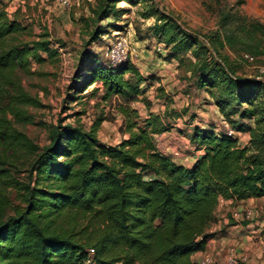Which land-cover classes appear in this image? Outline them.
I'll use <instances>...</instances> for the list:
<instances>
[{"label": "trees", "instance_id": "1", "mask_svg": "<svg viewBox=\"0 0 264 264\" xmlns=\"http://www.w3.org/2000/svg\"><path fill=\"white\" fill-rule=\"evenodd\" d=\"M119 1L100 0L96 20L116 13ZM158 19L165 20L158 27L168 48L165 60L190 51L196 86L208 93L234 132L196 125L182 131L194 150L202 151L190 166L156 147L155 136L172 125L151 112L142 118L130 105L146 100L144 87L155 76H143L130 59L112 65L86 49L65 109L101 90V100L117 99L127 136L117 144L100 142L97 132L105 118L99 115L88 127L78 119L66 122L82 110L59 118L46 144L34 143L17 125L32 123L28 108L43 104L24 88L20 75L33 73L32 62L52 60L56 44L46 30L36 39H21L26 26L10 17L0 0V264H198L192 255L205 252L217 235L211 228L219 201L264 197V80L235 74L222 53L225 45L235 44L225 21L223 32L211 34L206 45L169 16L158 12ZM238 27L247 28L242 22ZM110 30L94 26L86 45ZM243 132L250 136L240 145L236 133Z\"/></svg>", "mask_w": 264, "mask_h": 264}, {"label": "rangeland", "instance_id": "2", "mask_svg": "<svg viewBox=\"0 0 264 264\" xmlns=\"http://www.w3.org/2000/svg\"><path fill=\"white\" fill-rule=\"evenodd\" d=\"M3 1L8 15L16 17L26 26V31L20 34L21 39H36L46 30L56 44L57 54L52 60L41 64L32 62L33 73L20 75L24 88L37 96L43 107L28 108L33 115V122L17 127L39 146L47 143L49 129L59 118L82 110L83 114L68 118L66 122L78 119L80 124L88 127L96 116H103L105 119L97 132L100 142L115 144L123 139V118L117 111L118 101L115 97L103 101L100 90L92 96L69 103L70 109H65L69 100L68 86L77 70L82 51L91 50L106 60V47L119 37L127 40L129 59L139 64L143 76L152 74L157 79L156 74L164 67L161 61H166L170 66L172 74L171 81L166 83L169 85L167 92L155 81L152 86L144 87L145 101L138 100L130 104L141 117L150 112L159 114L164 123L172 125V130L168 131L170 134L155 136V143L160 150L167 154L176 151L179 155L181 151H194L193 146L182 141L184 135L181 133L191 132L193 125L204 128L213 126L215 131L234 133L208 93L196 86L192 73L194 57L190 51L181 52L179 59L165 60L168 48L158 36V27L165 20L158 19V12L169 16L183 31L205 43L215 31L223 32L221 22L225 21V30L233 31L235 44L233 47L225 45L222 53L228 56L235 74L264 80V0H122L115 5L116 13L112 12L107 18L98 20L95 12L100 0H70L68 7L60 5L58 0ZM130 1H135V4ZM240 22L246 24V30L238 27ZM250 23L258 24L260 30L252 29ZM100 25L108 26L111 30L102 35L100 40L86 45L91 30ZM157 46L162 48V54L156 51ZM244 49L252 53V60L243 58ZM209 50L212 53L210 47ZM154 57L160 62L152 66L150 61ZM126 77L133 79L130 74ZM95 85L100 83L92 84L83 93L86 94ZM171 111L182 115L170 120L166 115ZM236 136L239 137L240 145H245L250 134L243 132L236 133ZM172 154L178 161L179 156ZM247 211L250 212L248 217ZM216 218L211 230L217 235L209 242L207 253L216 259L217 264H224L230 250L236 255L239 264H264V197L249 203H222L216 210Z\"/></svg>", "mask_w": 264, "mask_h": 264}, {"label": "built area", "instance_id": "3", "mask_svg": "<svg viewBox=\"0 0 264 264\" xmlns=\"http://www.w3.org/2000/svg\"><path fill=\"white\" fill-rule=\"evenodd\" d=\"M59 4L68 7L70 5V0H58ZM162 48L157 46L156 51L162 54ZM105 56L108 62L112 65L124 62L129 59L128 56V42L125 38L119 37L112 41L105 50ZM243 57L247 60H252V57L248 54H244ZM173 154L178 156L179 153L174 151ZM224 200L219 201V205H221ZM250 214L249 211L246 212V217ZM92 250H89V254H92ZM90 262V260H88ZM198 264H217L216 259L207 252H202L201 255L198 257L197 260ZM224 264H239L238 259L233 251L230 250L228 253Z\"/></svg>", "mask_w": 264, "mask_h": 264}, {"label": "crops", "instance_id": "4", "mask_svg": "<svg viewBox=\"0 0 264 264\" xmlns=\"http://www.w3.org/2000/svg\"><path fill=\"white\" fill-rule=\"evenodd\" d=\"M21 1H23V0H21ZM152 64H150V65H152L153 66V64L155 63V62H160V60L159 59H157L156 57H154V60H152V61H150ZM164 65V67H163V70H161L160 71V73L159 74H156V77H157V79H156V84L157 85H161V87H163L164 88V92H167V86H169V85H167L168 84V82H170L171 81V74H172V72H171V69L169 68L170 66L167 64V62L166 61H161ZM136 66H137V68H138V70L140 71V73H142V70L140 69V66H139V64H135ZM149 65V64H148ZM152 68V67H151ZM150 73V72H149ZM160 77V78H159ZM158 80V81H157ZM167 83V84H166ZM162 88V89H163ZM140 115V114H139ZM148 115V114H147ZM147 115H145V116H143L142 118H144V117H147ZM141 117V116H140ZM172 130V129H171ZM164 133H169L170 134V132H168V131H166V132H164ZM163 134V133H162ZM161 134V135H162ZM122 136H124L123 138H125L126 137V135L125 134H123ZM181 138H182V136H180ZM182 141H184V143L185 144H188L189 146H192L191 144H190V142H189V139L186 137V136H184V138H183V140ZM118 143V142H117ZM117 143H115V144H117ZM109 144V143H108ZM156 147H157V145H156ZM157 149L159 150V151H161L162 153H164V154H167L166 152H164V151H162V150H160L158 147H157ZM188 149V148H187ZM166 150H168V149H166ZM174 152V151H173ZM172 152V153H173ZM171 153V154H172ZM201 153H202V151L201 150H192V151H187V152H183V151H181V153H180V155H178L179 157H177V159H178V161L177 160H175L174 158H173V156H171V154H168V155H170L172 158H173V160L174 161H176L177 163H179V164H182V165H185V166H190V165H192L193 164V162L201 155ZM173 155V154H172ZM258 198H249V199H246V200H243V201H239V202H236V203H243V202H252L253 200H257ZM224 204H226V203H230V201H228V200H226V201H224L223 202ZM236 203H234V204H236ZM247 224V223H246ZM245 224V225H246ZM213 239L214 238H211L209 241H208V243H207V248H206V251L205 252H207L208 251V249H209V242L211 241H213ZM201 253L202 252H197V253H194L193 255H192V258L193 259H195V258H198L200 255H201Z\"/></svg>", "mask_w": 264, "mask_h": 264}]
</instances>
